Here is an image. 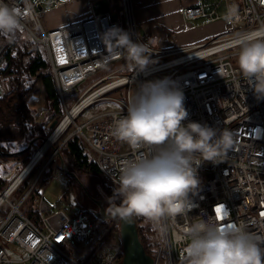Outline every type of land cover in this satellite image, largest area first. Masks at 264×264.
I'll use <instances>...</instances> for the list:
<instances>
[{"label":"built area","instance_id":"2783aa9c","mask_svg":"<svg viewBox=\"0 0 264 264\" xmlns=\"http://www.w3.org/2000/svg\"><path fill=\"white\" fill-rule=\"evenodd\" d=\"M70 1L73 0H4L17 9L21 26L36 41L46 45L52 64L50 71L56 77L63 101L67 92L77 91L89 73L124 58L122 54L107 53L101 33L116 26L127 31L135 42L146 43L149 39L147 33L143 36L137 31L141 23L136 20L135 9L128 0L118 9L115 21L106 14L48 29L45 25L48 7H61ZM224 3L229 8L227 0H199L182 8L181 13L186 20L215 22L231 18L235 23L231 30L197 47L181 46L166 52L153 47L152 59L158 63L146 72L137 76L138 70L132 66L131 72L120 74L131 65L126 61L117 71L92 83L77 101L81 103L91 97L83 111L102 100H115L120 104V108L76 123L75 131L93 149L102 173L115 187L123 162L146 151L133 150L112 134L115 122L126 115L136 83L163 77L178 80L184 89L190 120L233 132L235 147L224 162L216 165L205 162L199 168L201 190L193 198L192 210L174 221L162 219L159 231L161 227L166 231L163 234L160 231L161 245L153 256L155 264H185L182 229L200 218L216 217L214 209L217 206H223L224 219L218 220L222 225H244L248 231L264 235V215H261L264 213V100L255 98L252 87L239 72L235 60L238 50L229 46L238 33L264 27V0H240L235 16L230 9L221 14ZM58 30L64 36L56 43L53 33ZM81 37L83 42L76 44V38ZM59 43L62 46L59 47ZM166 56L171 57L160 61ZM62 58L65 63L60 62ZM6 78L9 77L2 74L0 68V91L9 87ZM121 88H126L125 98L109 96ZM46 143L6 187L0 186V264L18 261L25 264H121L122 239L118 240V245L107 242L115 223L101 219L94 210L71 208L67 191L58 200L40 192L35 214L38 222L23 210L55 156H60L61 147L46 160L50 147L41 152ZM64 173L59 167L53 177L63 178ZM28 179L31 180L28 189L13 199ZM14 243L26 254L19 260L12 259L5 246Z\"/></svg>","mask_w":264,"mask_h":264},{"label":"clouds","instance_id":"9594fccd","mask_svg":"<svg viewBox=\"0 0 264 264\" xmlns=\"http://www.w3.org/2000/svg\"><path fill=\"white\" fill-rule=\"evenodd\" d=\"M231 15H236L235 8ZM20 27L17 9L0 0V36L12 43ZM100 39L109 55L122 54L137 68V76L158 63L152 59V48L161 42L158 36L135 42L127 31L113 26ZM229 46L239 49V72L257 101L264 100V27L238 33ZM185 101L183 86L170 77L136 83L126 115L115 122L112 134L131 149L146 151L123 162L118 186L108 197L107 215L124 221L144 217L157 226L164 218L174 221L187 215L201 190L199 168L205 162H224L234 149L231 130L190 120ZM182 232L185 264H264V235L244 225L225 226L208 216Z\"/></svg>","mask_w":264,"mask_h":264},{"label":"trees","instance_id":"16d2710c","mask_svg":"<svg viewBox=\"0 0 264 264\" xmlns=\"http://www.w3.org/2000/svg\"><path fill=\"white\" fill-rule=\"evenodd\" d=\"M20 28L28 39L26 37L25 39L20 32V34L15 36L12 43L5 39L4 44L0 47V68L2 69V74L11 75L7 90L0 91V158L3 157L8 161L7 164L10 162H22L23 166L19 172L41 147L45 141L42 138L49 136V126L51 125L50 120L53 112L57 114L63 113L62 98L56 77L50 71L52 64L46 45L36 41L24 27L21 26ZM40 85L44 87L46 100H48V114L43 119H40L38 112L33 107V101ZM65 114L62 115L64 116ZM31 142L32 145L30 146ZM85 145L86 142L83 137L76 134L66 142L63 149L64 152L60 150V153L64 156L65 162H72L77 170L89 171L104 176L96 159H90L91 156L86 150L87 145ZM4 166L6 167V165ZM59 167H61V162ZM68 169L76 172L69 167ZM64 175L74 178L66 172ZM104 177L109 184L113 185L106 176ZM10 182L0 175L1 187H6ZM29 185L30 179L24 183L19 189L20 192L18 191L13 199L20 197L28 189ZM39 195L40 192L36 189L23 205V210L25 211L24 207L28 202L33 204L36 200L38 201L37 197ZM29 214L36 222L39 221L35 216L36 210H30ZM135 219L147 252L155 256L161 245L160 240H158L157 228L152 224L150 226H146V223L141 225V220H146L144 217H136ZM111 221L115 223L113 232L120 235L119 222Z\"/></svg>","mask_w":264,"mask_h":264},{"label":"rangeland","instance_id":"374dc122","mask_svg":"<svg viewBox=\"0 0 264 264\" xmlns=\"http://www.w3.org/2000/svg\"><path fill=\"white\" fill-rule=\"evenodd\" d=\"M116 1L119 3V6L124 4V0H116ZM129 1H130V4H131V1H134V9H135V0H129ZM135 17H136V12H135ZM136 20H137V17H136ZM138 30H139V33L142 34L143 36L147 33L146 27H144L142 25L138 26ZM20 32L24 35V38H25L26 36L23 33L21 28L18 29L15 36L20 34ZM5 39H6L5 37L0 36V47L2 44H4ZM234 50H236V49H234ZM237 50L239 51L238 48H237ZM165 59H163V60H165ZM235 60L237 61V58ZM126 61L127 60L125 58L119 59V60L112 62L111 64L107 65L106 67H104L102 69H99V70H96L92 73H89L87 75L86 79L77 88V91L76 92H67L65 101L62 100V109H63L62 114H65V113L66 114L63 116L62 114H57V113L53 112V115L51 114L52 116H51L50 124L55 119L60 120L62 117L65 118V116H67L69 114V111H67L68 108L71 109L73 107V105L77 103L79 96L93 82L97 81L100 77H103L106 74L113 73V72L117 71L121 66H123V64ZM160 61H162V60H160ZM131 71H132V66L129 65V67L127 69H124L123 71H121L120 74H126V73L131 72ZM6 76L9 77V78H6V80L9 81L11 75H6ZM109 96H111L113 98H125L126 97V88L117 89V90L113 91L112 93H110ZM44 101L45 100H44L43 94L42 95L40 94L39 96L36 95V97L34 99V106L36 107L39 116H43V118L46 115L45 114L46 110L43 112V109H44V107H45V109H47V104H45ZM117 108H120V104L115 100H102V101H99L96 104L86 108L78 117H76L74 119L73 123L70 124V126L67 128L65 133L56 142L53 143L54 147H51L52 144L50 145L49 151L46 154L45 159L47 160L49 157H52L55 150L60 148V147H61V151L64 152L63 149L65 147L64 145L66 144V142L69 139H71V137L76 135V133H75L76 123L83 122L86 119H89L98 113L108 111V110L117 109ZM70 115H71V113H70ZM49 129H50V133H49V136H50L52 134V132L54 131V129H52L50 126H49ZM44 142H43V144H44ZM86 150L91 156L90 159L91 160L95 159V154L87 146H86ZM7 162L8 161H6L3 157L0 158V175L3 178L7 179L8 182H10L17 175L19 170L22 168L23 164L20 161L16 162V163L10 162L8 164H7ZM60 162L61 161H60L59 155H56L53 164L50 166L49 170L44 175L43 180L41 181V183L39 184V186L37 188V191H39V192L44 191L49 197L53 198L54 200L61 199V197L65 194V191H67V193H68L67 196H68L70 204L72 205L71 208H73V209H77L78 207H81L84 209L97 211V206L95 205L93 198L102 200L105 203L106 208H108V206H109L108 197L112 196L113 189L115 187L112 184H109L108 181L105 180V177L103 175H99V174L89 172V171L77 170L74 167L73 163L68 161V162H66L68 167L70 169L76 171L75 173L79 176L81 183L77 179L71 178L70 176H66V175H64L63 178L53 177L54 173L59 168ZM4 165H6V167ZM30 183H31V180H30ZM108 185H109V188H108ZM116 203L118 204L119 200H117ZM33 204H34V206H33ZM33 204L28 202L26 204V206L24 207V209L28 213V215H30L29 214L30 210H38L37 200L35 202H33ZM150 222H149V220L146 219L144 221L141 220L140 223H141V225H143V224L145 225V223H146L147 224L146 226H150L152 224L154 227H156L157 231H158L157 232L158 233V240H160V243H161V235H160L159 227L157 225H155L152 221H150ZM118 240L121 241V237L116 232H113V234L110 236V238L107 242H109L112 245H118L119 244ZM5 246L9 250V254H10L12 259L19 260L26 255L25 251L23 249H21L15 243L14 244H6ZM12 264H25V263L18 261V262H13Z\"/></svg>","mask_w":264,"mask_h":264},{"label":"crops","instance_id":"0c3cea01","mask_svg":"<svg viewBox=\"0 0 264 264\" xmlns=\"http://www.w3.org/2000/svg\"><path fill=\"white\" fill-rule=\"evenodd\" d=\"M49 2V0H47ZM95 0H73L61 7H48L45 18V25L48 29L58 28L68 25L72 22L83 21L94 15L92 3ZM199 0H135V12L140 25L146 27L147 34L150 37L158 36L160 43L154 46L156 49L166 52L181 46L197 47L198 45L212 41L225 32L232 29L234 21L231 18H223L215 22L201 20H186L181 10L182 8L196 4ZM214 2L216 0H209ZM111 7L117 11L121 6L116 0H110ZM133 6H134V1ZM222 4L220 12L224 14L228 9H238L240 0H227ZM163 55V54H162ZM171 56L161 57L160 60L170 58ZM44 96V102L47 104L45 114H48V100H46V91L42 85L37 90V95ZM33 107L37 111L36 107ZM39 116V114H38ZM40 119L43 116H39ZM46 117V115H45ZM49 117V116H48ZM87 145V144H86ZM87 147L95 154L93 149ZM96 159V155H95ZM81 208V207H78ZM84 209V208H83Z\"/></svg>","mask_w":264,"mask_h":264},{"label":"water","instance_id":"95a60500","mask_svg":"<svg viewBox=\"0 0 264 264\" xmlns=\"http://www.w3.org/2000/svg\"><path fill=\"white\" fill-rule=\"evenodd\" d=\"M92 8L94 11V15L96 16L110 14L113 20H116L118 18V13L113 11L110 0H95L92 3ZM59 121L60 120L55 119L51 123L50 127L52 129H55ZM42 139H44L45 140L44 143H46L48 140H50V137H43ZM31 145H32V142L30 146ZM52 146L54 147V144H52ZM60 159H61L62 169L67 174L72 175L75 179H77L81 183L79 176L75 172L70 171L68 169L62 153H60ZM93 201L95 202V205L97 206V211L95 212L101 219L117 220L120 224V236H121L123 247H124V256H123L121 264H155L154 257L147 252L141 240L136 219L134 218L131 221H124L118 218H114L110 215H107L106 213L107 208H106L105 203L102 200L93 198Z\"/></svg>","mask_w":264,"mask_h":264},{"label":"bare ground","instance_id":"6f19581e","mask_svg":"<svg viewBox=\"0 0 264 264\" xmlns=\"http://www.w3.org/2000/svg\"><path fill=\"white\" fill-rule=\"evenodd\" d=\"M131 3H133L132 1H131ZM128 4L130 5V1L128 0ZM41 6V8H42V5H40ZM39 6V7H40ZM134 7V6H133ZM114 11V10H113ZM118 11V10H117ZM117 11H115V12H117ZM96 16V15H95ZM111 17V16H110ZM112 19V18H111ZM113 20V19H112ZM117 20V19H116ZM115 21V20H114ZM59 28V27H58ZM53 29H55V28H53ZM137 31L139 32V30H138V26H137ZM63 36H64V34L61 32V30H58V31H55L54 33H53V38H54V41L56 42V43H58L59 42V40L60 39H62L63 38ZM77 40H76V44L77 43H79L80 41L81 42H83L82 41V37L79 39V38H76ZM59 47L60 46H62V44H60L59 43V45H58ZM77 71H75L74 73H76ZM89 102H91V97H89V98H87L86 100H84L83 102H81V103H77V104H74L73 105V107L71 108V109H69L68 108V110L67 111H69V114L67 115V116H65V118H63L59 123H58V125L55 127V129H54V131L52 132V136L50 137V140H48L47 141V143L45 144V146H44V148L43 149H41L42 151V153L46 150V149H48L49 147H50V145L51 144H53L54 142H56L64 133H65V131L67 130V128L70 126V124H72L73 123V121H74V119L76 118V117H78L81 113H82V111H83V109L82 108H84V107H86L88 104H89ZM70 113H71V115H70ZM70 115V116H69ZM69 116V117H68ZM41 152H40V154H38V156L36 157V159H38L39 158V156L41 155Z\"/></svg>","mask_w":264,"mask_h":264},{"label":"snow or ice","instance_id":"6c2138e0","mask_svg":"<svg viewBox=\"0 0 264 264\" xmlns=\"http://www.w3.org/2000/svg\"><path fill=\"white\" fill-rule=\"evenodd\" d=\"M61 63H65L66 61L62 58ZM215 213H216V217L218 220H223L224 219V214H223V206H217L215 209H214ZM261 215H264V213H261ZM228 226H231V225H228Z\"/></svg>","mask_w":264,"mask_h":264}]
</instances>
